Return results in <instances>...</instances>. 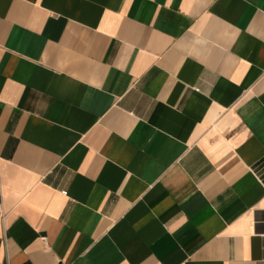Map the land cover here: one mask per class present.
<instances>
[{"label": "crops", "instance_id": "0c3cea01", "mask_svg": "<svg viewBox=\"0 0 264 264\" xmlns=\"http://www.w3.org/2000/svg\"><path fill=\"white\" fill-rule=\"evenodd\" d=\"M0 264H264V0H0Z\"/></svg>", "mask_w": 264, "mask_h": 264}, {"label": "built area", "instance_id": "2783aa9c", "mask_svg": "<svg viewBox=\"0 0 264 264\" xmlns=\"http://www.w3.org/2000/svg\"><path fill=\"white\" fill-rule=\"evenodd\" d=\"M65 193V192H64Z\"/></svg>", "mask_w": 264, "mask_h": 264}]
</instances>
